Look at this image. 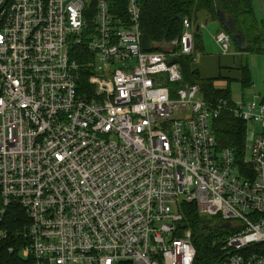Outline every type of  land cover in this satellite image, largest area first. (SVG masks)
<instances>
[{
	"label": "built area",
	"instance_id": "1",
	"mask_svg": "<svg viewBox=\"0 0 264 264\" xmlns=\"http://www.w3.org/2000/svg\"><path fill=\"white\" fill-rule=\"evenodd\" d=\"M182 25L176 51H145L137 0H0L9 251L21 240L31 264H194L179 210L193 201L231 229L219 264H264V133L247 127L238 162L211 126L227 111L264 127V93L209 103L182 85L168 62L194 54L193 26ZM215 41L229 53L226 32ZM77 47L89 56L86 79Z\"/></svg>",
	"mask_w": 264,
	"mask_h": 264
},
{
	"label": "trees",
	"instance_id": "2",
	"mask_svg": "<svg viewBox=\"0 0 264 264\" xmlns=\"http://www.w3.org/2000/svg\"><path fill=\"white\" fill-rule=\"evenodd\" d=\"M137 2L140 9V28L154 44L153 49L155 52L176 51L177 47L172 42L180 38L183 32L182 19L188 18L191 22L193 26L194 54H180L176 57L182 74V85H197L202 99L214 103L221 99L229 101L234 99L230 85L235 80L241 87V95L238 98L247 96L245 92L251 89L254 82L246 63H240L236 67L234 75H231L230 71L221 70L223 66L219 65L217 74L208 77L201 74L195 59L196 54L203 50L199 24L201 14H205L210 21L219 22L220 30L230 36L231 46L235 47L237 52L243 55L250 52L264 54V23L259 25L254 14L252 0H137ZM218 9L226 16L233 18V30H228L218 20ZM179 16H181V19H179ZM196 25H199V30H195ZM237 30H240L247 40L248 48L244 51L239 50L233 41L232 33ZM85 53L87 51L85 52L81 47H77V51L73 53V57L80 64H83L81 67L83 79H86L84 77L88 72L86 60H89V56ZM220 80L225 81L224 87L216 86V82ZM251 92L264 93L250 90L249 93ZM260 124V122L251 123L238 119L230 112L223 111L213 119L211 126L219 147L231 148L237 161L240 162L244 155L247 127H252L264 133V127H261ZM179 210L183 216L182 229L189 230L192 234L196 249L194 264H219L223 257V237L231 232V229H222V223L210 224L208 217L199 213L193 201L181 202ZM10 212L14 213L16 210ZM21 212V209H18L17 214L14 216H19V219H21V216H24ZM8 224L11 225L10 222ZM205 224L208 225L207 228H203ZM11 245H13L12 240H5L0 243V264H31L29 259L20 255L21 240H18L16 246L14 245V249L9 251Z\"/></svg>",
	"mask_w": 264,
	"mask_h": 264
},
{
	"label": "rangeland",
	"instance_id": "3",
	"mask_svg": "<svg viewBox=\"0 0 264 264\" xmlns=\"http://www.w3.org/2000/svg\"><path fill=\"white\" fill-rule=\"evenodd\" d=\"M254 14L256 19L261 25L264 23V0H252ZM205 15V14H204ZM204 17V16H202ZM203 21L200 25V32L202 42H204L205 49L201 52L196 54V61L197 63L200 61L201 56L206 57L209 59V66L211 67L210 71H214L218 68L219 65L223 66L221 70L230 71L231 75L235 74L236 67L240 65V63L247 64L248 69L250 71L251 79L254 82V85L251 87L250 90L252 91H259L261 93L264 92V54L263 53H254L250 52L248 54H241L237 52L235 47L231 46V53L224 55L221 53L219 47L216 45L215 40L213 39L212 35L216 31V24L210 22ZM200 24V23H199ZM225 81L220 80L216 82V86L224 87ZM231 94L234 99L238 98L241 95V87L240 84L237 83L235 80L232 81L230 85ZM250 90L245 92V95H248ZM210 224L217 225L221 222L218 221L217 218L213 216L207 215Z\"/></svg>",
	"mask_w": 264,
	"mask_h": 264
},
{
	"label": "water",
	"instance_id": "4",
	"mask_svg": "<svg viewBox=\"0 0 264 264\" xmlns=\"http://www.w3.org/2000/svg\"><path fill=\"white\" fill-rule=\"evenodd\" d=\"M217 17H218V20L221 22V24L227 28L228 30H233L234 28V20L231 16H226L222 11H220L219 9L217 10ZM179 19H181V16H179ZM195 30H199V25H196L195 26ZM232 38H233V41L236 45V47L239 49V50H246L248 48V43H247V40L246 38L244 37L243 33L240 31V30H237L235 32L232 33ZM142 48L145 50V51H150L153 49V46H152V42L149 40V38L147 37L146 34H143L142 36ZM175 58H170L168 60L169 63H174L175 62ZM208 225L205 224L203 226V228H207ZM223 227L225 228H228L229 227V223H225L223 224Z\"/></svg>",
	"mask_w": 264,
	"mask_h": 264
},
{
	"label": "crops",
	"instance_id": "5",
	"mask_svg": "<svg viewBox=\"0 0 264 264\" xmlns=\"http://www.w3.org/2000/svg\"><path fill=\"white\" fill-rule=\"evenodd\" d=\"M202 16H204V17H202ZM202 18H204V22H205V24H206L207 21L210 22V23L216 24V31H215V33L212 35L213 39L215 40V34H216L218 31H220V25H219V22H218V21H210V20L206 17V15L201 14L200 17H199V23H200V25L203 24V23H202L203 21H201ZM203 25H204V24H203ZM215 43H216V41H215ZM202 44H203V50H204V49H205L204 42H202ZM216 45L218 46L217 43H216ZM218 47H219V46H218ZM219 49H220V48H219ZM231 50H232V49L230 48V53H231ZM221 53H222V52H221ZM230 53H227V54H230ZM222 54H223V53H222ZM227 54H224V55H227ZM196 63H197V61H196ZM197 67L199 68V70H200V72H201V74H202L203 76L213 77V76H215V75L217 74V69H218V68L215 70V72H214V71H210V70H211V67L209 66V59H206V57H204V56H201L200 61L197 63Z\"/></svg>",
	"mask_w": 264,
	"mask_h": 264
}]
</instances>
